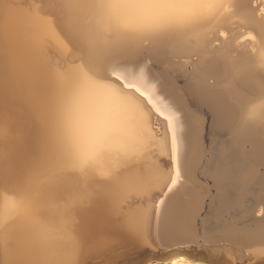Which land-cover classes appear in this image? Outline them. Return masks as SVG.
Returning <instances> with one entry per match:
<instances>
[{
  "label": "bare ground",
  "instance_id": "1",
  "mask_svg": "<svg viewBox=\"0 0 264 264\" xmlns=\"http://www.w3.org/2000/svg\"><path fill=\"white\" fill-rule=\"evenodd\" d=\"M198 242L264 254V0H0V264Z\"/></svg>",
  "mask_w": 264,
  "mask_h": 264
},
{
  "label": "rangeland",
  "instance_id": "2",
  "mask_svg": "<svg viewBox=\"0 0 264 264\" xmlns=\"http://www.w3.org/2000/svg\"><path fill=\"white\" fill-rule=\"evenodd\" d=\"M179 77L180 76H178V78ZM182 80L183 78L180 77V79H178V82L182 83ZM208 132H209V117H207V121H206V135H205L206 143H209ZM209 184L211 185V182ZM207 202L208 200H206V203ZM206 205L207 204H205L204 206L206 207ZM205 209H207V207L204 208L201 215L205 214L203 213L205 212ZM228 218L229 217L226 216V219ZM209 243L212 245H210ZM209 243L204 244V243L198 242V244H188V245H185L186 248H183V249L186 250V252L188 251V254L191 257H194L201 262L204 261L207 264H264V254H258V255L256 254V256H254V255H251L252 253H250L248 249H242L241 251V250L229 249V248H226L225 246H218L215 248L213 243L211 242ZM105 245L106 244H92L91 246H89L88 250L86 251V254L88 255V257H86L85 261H89L91 263H98L101 261L104 262L105 260L108 259L110 254H113L116 251L123 249L120 247L121 244H115V246L113 247L114 249L111 247L105 249L104 248Z\"/></svg>",
  "mask_w": 264,
  "mask_h": 264
},
{
  "label": "snow or ice",
  "instance_id": "3",
  "mask_svg": "<svg viewBox=\"0 0 264 264\" xmlns=\"http://www.w3.org/2000/svg\"><path fill=\"white\" fill-rule=\"evenodd\" d=\"M164 108H167V105L164 106ZM164 108H160L161 111L165 112ZM177 119V116L174 112L169 110L168 112V121L170 125V129H174V121ZM173 143H174V136H173ZM176 181H173L172 186L175 185Z\"/></svg>",
  "mask_w": 264,
  "mask_h": 264
}]
</instances>
